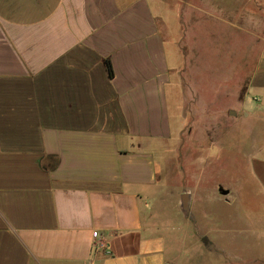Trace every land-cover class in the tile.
<instances>
[{
  "label": "crops",
  "instance_id": "0c3cea01",
  "mask_svg": "<svg viewBox=\"0 0 264 264\" xmlns=\"http://www.w3.org/2000/svg\"><path fill=\"white\" fill-rule=\"evenodd\" d=\"M175 1L169 49L151 0H0V264H264L253 234L212 240L186 189L192 230L165 174L198 117L172 99L200 104L180 36L213 16L259 44L218 124L260 125L250 156L264 200V0H209L219 13Z\"/></svg>",
  "mask_w": 264,
  "mask_h": 264
},
{
  "label": "rangeland",
  "instance_id": "374dc122",
  "mask_svg": "<svg viewBox=\"0 0 264 264\" xmlns=\"http://www.w3.org/2000/svg\"><path fill=\"white\" fill-rule=\"evenodd\" d=\"M151 2L155 9L167 11L168 26L163 33L170 49V10L174 6L178 8L181 3L175 0ZM210 2L215 4L213 0ZM210 2L202 1L203 4ZM212 4L207 7L212 10L208 11L219 13ZM202 16L195 26H191L188 37L180 36L182 50L184 53L185 49L188 51L192 61L191 74L185 76L186 83L193 85L194 93L199 96V107L195 109L189 105L188 98L179 101L180 92H176L177 99H172L175 114L193 113L198 117L189 123L192 131L184 135L183 145L171 147L174 153L170 152L168 163L173 169L165 174L169 175L176 195L191 190L194 198L192 212L200 225L210 230L208 236L212 240L229 243L231 236L241 240L253 234L258 244L255 247L263 248L264 223L259 218L264 212V200L250 156V134L262 129L255 121L240 117L231 122L228 116L218 124L223 112L226 116L229 107L237 108L233 92L239 71H249L248 67L258 55L259 44L250 33L232 28L213 16ZM246 61L249 65L245 64ZM222 86L227 90H222ZM190 92L191 89L187 88L184 93L189 96ZM177 211L189 217L191 228L195 229L196 222L184 211L182 201ZM248 229L254 233H247Z\"/></svg>",
  "mask_w": 264,
  "mask_h": 264
},
{
  "label": "built area",
  "instance_id": "2783aa9c",
  "mask_svg": "<svg viewBox=\"0 0 264 264\" xmlns=\"http://www.w3.org/2000/svg\"><path fill=\"white\" fill-rule=\"evenodd\" d=\"M109 240L105 234L100 232H94V250L99 251H107L109 249Z\"/></svg>",
  "mask_w": 264,
  "mask_h": 264
},
{
  "label": "water",
  "instance_id": "95a60500",
  "mask_svg": "<svg viewBox=\"0 0 264 264\" xmlns=\"http://www.w3.org/2000/svg\"><path fill=\"white\" fill-rule=\"evenodd\" d=\"M189 198H190L189 193H184L182 195V197H181V200H182V208L184 209V211L187 214H190V216L192 217V213H191L190 206H189Z\"/></svg>",
  "mask_w": 264,
  "mask_h": 264
},
{
  "label": "trees",
  "instance_id": "16d2710c",
  "mask_svg": "<svg viewBox=\"0 0 264 264\" xmlns=\"http://www.w3.org/2000/svg\"><path fill=\"white\" fill-rule=\"evenodd\" d=\"M108 63H109V62H108ZM108 66H109L110 72H112V67H111V65L108 64Z\"/></svg>",
  "mask_w": 264,
  "mask_h": 264
}]
</instances>
